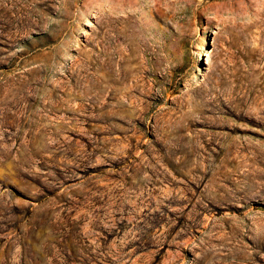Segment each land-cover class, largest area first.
<instances>
[{"label":"rangeland","instance_id":"1","mask_svg":"<svg viewBox=\"0 0 264 264\" xmlns=\"http://www.w3.org/2000/svg\"><path fill=\"white\" fill-rule=\"evenodd\" d=\"M0 264H264V0H0Z\"/></svg>","mask_w":264,"mask_h":264}]
</instances>
